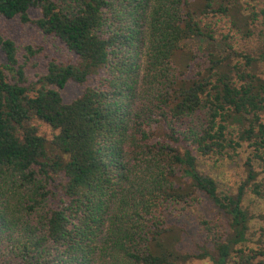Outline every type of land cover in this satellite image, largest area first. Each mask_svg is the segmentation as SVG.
<instances>
[{
    "label": "trees",
    "instance_id": "trees-1",
    "mask_svg": "<svg viewBox=\"0 0 264 264\" xmlns=\"http://www.w3.org/2000/svg\"><path fill=\"white\" fill-rule=\"evenodd\" d=\"M0 17L65 50L0 32V264H264V211L245 207L264 205V2L0 0ZM205 201L220 217L192 221Z\"/></svg>",
    "mask_w": 264,
    "mask_h": 264
},
{
    "label": "rangeland",
    "instance_id": "rangeland-1",
    "mask_svg": "<svg viewBox=\"0 0 264 264\" xmlns=\"http://www.w3.org/2000/svg\"><path fill=\"white\" fill-rule=\"evenodd\" d=\"M264 2V0H260V3ZM30 15L33 18L40 17V12L37 10L30 11ZM0 32L8 36L9 38L15 40L21 47L35 44L40 47L45 48L46 54L51 57H60L62 55V52H64V48L62 45L58 44L54 39L51 37H47L43 35L36 27L31 25H24L21 23L19 19L17 20H5L4 18L0 17ZM4 62V56L3 53L0 51V65ZM100 80L91 81L88 85H96L99 83ZM84 89L83 86L77 85V84H69L66 86V88L63 91V96L66 102H70L73 99H75L82 90ZM38 126L41 128V132L48 137H52L53 132L52 130L44 123L39 122ZM155 131L154 139L151 141L152 143L157 142V140H161L157 137V132L155 126L153 127ZM250 151L245 147L242 148L240 158L235 163H229L224 166L216 167L214 173L216 174L217 181L220 183L219 192L220 194H229L233 195L237 192L238 187L241 185V183L246 178L245 170L243 169V164L245 163L246 159L250 155ZM208 167L212 163L207 162ZM202 168H205L204 163L202 162ZM58 192V191H57ZM61 197L59 196L58 199H53L52 201L54 204H59L61 201ZM245 207H247L254 218H263V215H258L260 211H264V205L255 199H253L251 196L247 195L246 201H245ZM172 207H170V211L172 213V217L177 214L176 211L171 210ZM192 214V221H197V218H200L201 216H205L207 219L214 221L218 220L220 215L217 213L215 207L211 205L210 201H205L202 205L197 207L194 211L191 212ZM184 218V217H182ZM183 220V219H182ZM175 222H179L181 224L184 223V220L181 221V219H176ZM185 225V224H183ZM264 225V222L256 221L252 223V232H257V235L255 239L252 237V240H256L257 236L259 235L258 231L260 227ZM191 226V225H189ZM188 226V227H189ZM195 226V224H194ZM189 238L186 240L185 243H183L182 247L184 250H187L189 252L200 254L204 243L203 241H198L194 239V235L197 232L196 229L189 228L188 232ZM191 264H214L210 258H207L205 260H195Z\"/></svg>",
    "mask_w": 264,
    "mask_h": 264
}]
</instances>
